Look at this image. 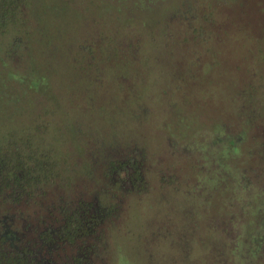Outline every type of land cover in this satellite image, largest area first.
Masks as SVG:
<instances>
[{
  "label": "trees",
  "instance_id": "16d2710c",
  "mask_svg": "<svg viewBox=\"0 0 264 264\" xmlns=\"http://www.w3.org/2000/svg\"><path fill=\"white\" fill-rule=\"evenodd\" d=\"M174 1L142 0L138 4L143 11L162 6L170 14ZM118 3L122 5L119 0ZM193 3L197 13L185 28L189 29L187 35L194 33L197 39L194 45L219 51L234 47L238 59L236 68L240 71L242 64L249 60L254 64L250 75L263 76L260 66L264 63V19L257 22L256 13L261 6L259 10L264 14V0H194ZM22 27L15 38L22 36L24 42L27 31L23 33ZM154 39L143 46L159 47ZM176 39L168 41V47L175 45ZM140 41L135 43L138 48ZM243 49L247 51L246 60H243ZM200 67L204 69V65ZM227 69L231 72L230 66ZM9 73L12 75L8 77L0 75V90L13 97V101L5 99L6 113L0 114V264H97L108 251L111 231L131 234V229L125 230L120 222L116 226V217L121 211L119 200L126 185L130 183L140 193L148 188L146 131L132 129L128 133L131 140L141 136L145 141L122 142L123 149L116 156L100 143L113 142V138H102L97 144L93 140L87 142L74 121L66 120L68 127H52L50 124H57V119L49 123L31 113L28 119H23L22 114L28 112L23 105L24 97L29 91L35 93L41 89L43 79L36 81L35 73L28 78ZM240 75L230 73L234 113L229 103L211 123L195 118L198 125L194 123L195 128L186 133L172 127L174 124L159 128L166 132L167 138L184 140L181 149L198 159L193 171L197 181L194 188L198 191L195 202L204 226L201 223L189 229L183 224L175 226L171 220L156 219L151 227L148 224L139 227L134 239L132 235L128 237L132 242L128 244L131 254L122 245L118 247L116 264H220L214 255L204 253L210 241L208 231L228 233L230 240H222L221 248L218 244L219 250L228 249L225 254L228 261L224 264H261L264 257V126H260L264 123V83L252 77L254 82H249L250 77ZM119 78L127 79L128 75ZM17 85H22L23 91H17ZM120 85L119 91L123 94L128 82L122 80ZM156 106L155 101L147 99L137 106L135 117L148 115L146 120L153 121ZM178 114L183 118L182 111ZM233 118L243 125L235 136L227 134L225 125L226 119L233 121ZM173 178L163 175L162 181L172 182ZM215 197L218 208L224 203L223 213L211 209ZM174 213L182 220L187 215ZM187 242L190 250L185 247Z\"/></svg>",
  "mask_w": 264,
  "mask_h": 264
},
{
  "label": "rangeland",
  "instance_id": "374dc122",
  "mask_svg": "<svg viewBox=\"0 0 264 264\" xmlns=\"http://www.w3.org/2000/svg\"><path fill=\"white\" fill-rule=\"evenodd\" d=\"M22 1L0 0V75L8 77L12 75L9 72H13L28 78L35 73V80L43 79L41 89L35 93L29 91L24 97L23 105L25 112H28L22 114L21 118L28 119L31 113L49 123L57 119V124H50L52 127H68L67 121H74L73 124L83 132L87 142L93 140L97 144L102 138H113V142L100 143L116 156L123 149L122 142L145 141L141 136L131 140L133 138L128 133H132V129L146 131L150 166L148 188L140 193L130 183L126 185L123 198L119 200L121 211L116 217V226L120 222L125 230L131 229V234H127L132 235L133 239L139 227L152 226L156 219L171 220L175 226L183 224L189 229L199 227L202 221L196 208L198 191L194 188L197 181L193 177L198 159L188 150L181 149L184 140L167 138L166 132H161L159 128L174 124L176 126L172 127L186 133L195 128V118L211 123L229 103L234 113L230 73L245 74V78L250 77L249 82L264 83V63L260 66L263 76L257 74L253 77L250 75L254 66L252 61L247 60V64H242L240 71L236 68L238 59L235 58L234 47L219 51L208 46L206 50L202 45L195 46L197 39L194 33L187 35L189 29L185 28L197 13L194 0H175L170 14L162 6L143 11L139 5L142 0L124 3V0H119L120 6L118 0ZM259 9L257 22L264 19ZM165 14L166 20L163 22ZM6 16L7 20L4 18ZM20 27L23 33L27 31L24 42L22 36L21 39L15 38ZM175 37L176 44L168 47V41L173 42ZM153 38H156L154 44H159V47L153 44L143 46L152 43ZM138 40H141L139 48L135 44ZM195 51L204 54L198 56ZM241 52L245 58L243 60H246L247 51L243 49ZM253 57L251 55L249 58ZM203 65L204 69L201 70L200 66ZM124 75H128V78H119ZM122 80L128 82L123 94L120 93ZM19 89L22 90L23 86L17 85L16 90ZM243 90L245 94V88ZM148 95H152V98H148ZM262 95L264 98V90ZM5 99L13 101L11 95L0 90V114L3 115L6 113L3 109L7 102ZM147 99L157 104L153 121L146 120L148 115H139V119L135 117L137 106ZM181 111L184 114L182 122L178 114ZM236 118L233 121L225 120L228 135L231 133L235 136L237 130L243 127ZM263 126L264 123L260 127ZM116 140L120 142L116 143ZM163 175L175 180L163 182ZM224 207L223 203L218 208L215 197L211 209L223 213ZM174 211L187 215L184 220L178 219ZM111 232L113 236L112 239L108 236V251L103 253L102 259H97V264H116L120 245L124 250L129 249L126 251L131 254L129 236L118 234L116 230ZM206 233L210 241L204 253L214 255L220 264L227 263L225 254L228 249L225 247L223 253L218 244H221V248L222 240H230L228 233ZM190 246V242L185 245L189 250ZM260 263L264 264L263 256Z\"/></svg>",
  "mask_w": 264,
  "mask_h": 264
}]
</instances>
